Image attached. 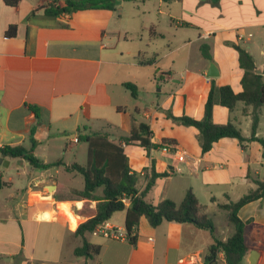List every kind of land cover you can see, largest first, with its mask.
<instances>
[{
  "label": "crops",
  "instance_id": "crops-1",
  "mask_svg": "<svg viewBox=\"0 0 264 264\" xmlns=\"http://www.w3.org/2000/svg\"><path fill=\"white\" fill-rule=\"evenodd\" d=\"M51 3L65 5L21 0L9 7L0 0V147L29 150L34 139L35 157L55 164L37 169L22 159H5L9 166L0 167V264H76L65 251L72 248L74 256L73 246L83 243L75 232L96 201L86 202V214L85 201L72 193L84 189V178L67 167L87 162V145L73 140L93 132L116 139L141 123L150 127L152 144L162 147L148 153L123 145L131 172L139 175L138 190L145 188L154 161L156 173L168 176L156 179L146 200L179 205L191 190L215 231L176 222L152 227L143 217L134 243L87 234L101 252L84 263L206 264L214 239L226 241L233 233L221 205L237 202L263 179V147L252 141L244 149L237 139L223 138L203 154L198 130L169 114L202 119L212 82L242 92L244 70L234 44L252 55L264 79L257 57L264 56V0H122L114 11L49 17L42 8ZM125 3H132L129 12ZM11 25L17 26L16 36L6 38ZM202 46L209 47L212 60L204 58ZM211 63L216 77H207ZM126 84L136 86V98ZM251 114L252 107L241 102L232 112L217 104L213 121H232L249 138ZM256 137L264 138V107ZM96 195L102 196V188ZM64 204L79 218L75 224ZM218 211L224 213L223 231L215 221ZM125 217L126 211L116 212L107 223L126 231ZM238 217L253 221L241 264H249L252 252L264 264V197L242 207ZM207 264H226L223 252Z\"/></svg>",
  "mask_w": 264,
  "mask_h": 264
},
{
  "label": "trees",
  "instance_id": "trees-1",
  "mask_svg": "<svg viewBox=\"0 0 264 264\" xmlns=\"http://www.w3.org/2000/svg\"><path fill=\"white\" fill-rule=\"evenodd\" d=\"M21 0H4L9 7H15ZM58 2L59 0H55ZM122 0H64V6L51 3L42 8L44 14L49 17H59L65 14H72L85 10H116ZM137 1V0H123ZM17 26L11 25L5 32L6 38L16 36ZM234 49L239 55L240 67L244 70L241 80L242 92L235 93L230 86L218 87L212 82L208 97L204 107V116L198 120L189 116L174 117L169 116L176 122L187 127H193L199 132V142L202 153L209 152L214 143L223 138L237 139L242 148L252 141L259 142L263 147L264 158V138L256 137V130L259 122V109L264 107V79L256 71V65L252 55L240 45L234 44ZM208 46H202L204 58L212 60ZM131 90L134 98L137 97V88L133 84H126ZM243 103L246 107H252V131L249 138L242 135L241 130L232 122L226 124H216L213 121L214 106L219 104L227 108L230 112L234 110L238 103ZM34 113L39 115L38 108L32 107ZM112 134L107 132H93L78 135V141L87 145V162L81 166L73 164L67 169L81 174L84 178V189L74 190V196L85 201L82 211H88V201H96L95 210L88 216V219L81 223L75 235L82 238V246L74 250L78 257L92 259L101 252V247L88 242L86 235L92 234L101 225L108 222L116 212L126 211L125 229L131 243L136 240L137 230L141 218H146L152 227H158L163 222L191 223L197 229L215 231L214 223L206 215H202L203 207L198 202L196 196L189 190L183 202L176 204L172 200L166 199L158 205H153L146 200L147 194L155 185L156 179L166 177L168 174H158L155 171L154 161H152L151 173L148 177L145 188L140 192L137 188L139 175L132 173L128 158L124 152L122 143L128 146H139L150 153L151 149L160 148L152 144V131L150 127L141 123L134 127L128 136H119L111 140ZM37 142L32 139V146L28 150L21 145L0 147V156L4 159H22L37 169H48L55 164H43L34 155ZM256 189L251 190L237 202L221 205V208L228 212L227 218L233 226V233L226 241L214 239V243L209 247L208 255L205 259L207 264L216 258L219 251L223 252L226 264H241L249 247L246 244L245 232L251 228L253 221L244 223L239 217V210L253 201L264 197V176L262 180L255 181ZM102 188V196L96 195V190ZM123 197H129L131 204L126 207L122 202ZM87 210V211H85Z\"/></svg>",
  "mask_w": 264,
  "mask_h": 264
},
{
  "label": "rangeland",
  "instance_id": "rangeland-1",
  "mask_svg": "<svg viewBox=\"0 0 264 264\" xmlns=\"http://www.w3.org/2000/svg\"><path fill=\"white\" fill-rule=\"evenodd\" d=\"M132 3H125V9H126V11L127 12H129L130 10H131V5ZM257 57H258V64L259 65H263L264 64V56H262V55H260V54H257ZM83 146H85L86 147V144L85 143H83ZM75 151V150H74ZM1 167V170L2 171H4L5 170V168L3 167V166H0ZM14 169H13V166H11V169H10V171H13ZM12 173V172H11ZM223 212H221V211H218V212H216V224H217V226H218V228L221 230V231H223L224 230V226H225V224H226V221H225V219L223 218ZM227 221H228V219H227ZM228 223H229V221H228ZM229 225L232 227V229H233V226L229 223ZM82 244L81 243H79V244H75L73 247H79V246H81ZM70 255V257H71V259L76 263V264H85L84 263V260H87V258H85V257H78V256H76L75 254H74V251H73V254H74V256L72 255V248H66V251H65V255L67 256V255Z\"/></svg>",
  "mask_w": 264,
  "mask_h": 264
},
{
  "label": "built area",
  "instance_id": "built-area-1",
  "mask_svg": "<svg viewBox=\"0 0 264 264\" xmlns=\"http://www.w3.org/2000/svg\"><path fill=\"white\" fill-rule=\"evenodd\" d=\"M74 143L78 142V139H74L73 140ZM125 145L124 143L122 144V146ZM180 161L184 160V156L181 155L179 157ZM1 178V176H0ZM122 202L124 203V205L126 207H129L131 204V200L129 197H123ZM95 234H100L101 236H103L104 238L107 239H115V240H129L127 232L118 228H113L111 226H109V224L106 222L105 224L99 226L95 231Z\"/></svg>",
  "mask_w": 264,
  "mask_h": 264
},
{
  "label": "water",
  "instance_id": "water-1",
  "mask_svg": "<svg viewBox=\"0 0 264 264\" xmlns=\"http://www.w3.org/2000/svg\"><path fill=\"white\" fill-rule=\"evenodd\" d=\"M218 69L216 66L211 63L208 69L207 77H216L218 75ZM258 74H261L260 71H257ZM111 140H115L114 136H111ZM0 166L3 167H8L9 162L5 160L3 157L0 156ZM258 261V253L257 252H252L250 257H249V264H257Z\"/></svg>",
  "mask_w": 264,
  "mask_h": 264
},
{
  "label": "bare ground",
  "instance_id": "bare-ground-1",
  "mask_svg": "<svg viewBox=\"0 0 264 264\" xmlns=\"http://www.w3.org/2000/svg\"><path fill=\"white\" fill-rule=\"evenodd\" d=\"M63 210H64V212H67V214L69 215L73 224H75L79 220V218L76 215H74L73 213H71L69 211V205L68 204L63 205Z\"/></svg>",
  "mask_w": 264,
  "mask_h": 264
}]
</instances>
